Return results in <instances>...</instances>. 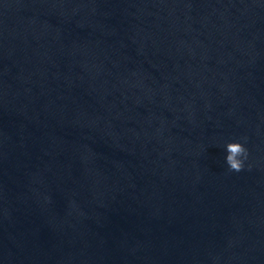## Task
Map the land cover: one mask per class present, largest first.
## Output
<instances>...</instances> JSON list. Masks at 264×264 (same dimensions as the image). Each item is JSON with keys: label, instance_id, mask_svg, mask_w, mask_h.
<instances>
[{"label": "clouds", "instance_id": "9594fccd", "mask_svg": "<svg viewBox=\"0 0 264 264\" xmlns=\"http://www.w3.org/2000/svg\"><path fill=\"white\" fill-rule=\"evenodd\" d=\"M225 162L229 170L239 172L244 167V160L248 157V150L240 142H228L225 146Z\"/></svg>", "mask_w": 264, "mask_h": 264}]
</instances>
